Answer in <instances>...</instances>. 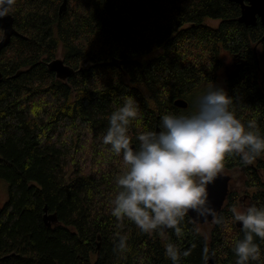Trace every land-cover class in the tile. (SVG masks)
Wrapping results in <instances>:
<instances>
[{
	"label": "trees",
	"instance_id": "1",
	"mask_svg": "<svg viewBox=\"0 0 264 264\" xmlns=\"http://www.w3.org/2000/svg\"><path fill=\"white\" fill-rule=\"evenodd\" d=\"M62 1L16 0L9 12L22 37L0 53V181L7 184L0 264H172L167 240L180 248L179 264H235L232 245L243 233L233 182L221 222L206 235L188 215L180 237L173 229L142 232L110 213L124 165L102 136L129 96L140 110L130 125L134 148L137 133L159 129L163 114L195 111L200 88L219 76L223 51L238 69L225 81L231 107L264 135V28L239 23L240 8L229 0H66L60 13ZM59 47L74 71L66 81L47 68ZM177 99L188 107H175ZM235 170L244 175L242 191L255 189L246 207L264 204V153L247 164L226 155L222 171ZM45 215L55 222L47 225ZM119 235L125 250L116 248ZM257 242L264 264V241Z\"/></svg>",
	"mask_w": 264,
	"mask_h": 264
},
{
	"label": "clouds",
	"instance_id": "2",
	"mask_svg": "<svg viewBox=\"0 0 264 264\" xmlns=\"http://www.w3.org/2000/svg\"><path fill=\"white\" fill-rule=\"evenodd\" d=\"M15 2L0 0V18L9 14ZM232 105L226 91L211 84L196 98L195 111L163 114L158 130L137 133L134 148L130 125L140 110L137 101L127 97L108 117L102 136L108 151L121 156L124 165L116 179L119 191L112 200L111 215L118 221L127 218L142 232L173 229L177 237L190 211L220 223L208 186L218 178L226 155L237 154L247 164L264 153V135L256 121L242 122ZM234 219L243 233L232 245L235 264H259L262 252L257 240L264 241V204H250L236 211ZM126 247L127 237L119 235L116 248ZM164 250L172 264H179L181 251L176 243L167 240ZM183 255H189V250Z\"/></svg>",
	"mask_w": 264,
	"mask_h": 264
},
{
	"label": "water",
	"instance_id": "3",
	"mask_svg": "<svg viewBox=\"0 0 264 264\" xmlns=\"http://www.w3.org/2000/svg\"><path fill=\"white\" fill-rule=\"evenodd\" d=\"M235 4H237L240 8V15L238 17V22L243 24L246 27L255 26L257 23H260L264 28V0H229ZM66 9V0L62 1V4L59 8V12H63ZM0 29L3 30L0 39V53L10 42L12 37H22L13 26V17L8 14L2 18H0ZM47 68L50 72L54 73L55 77L58 80L66 81L69 77L74 74V71L66 66L62 60L54 59L47 64ZM238 69H235L233 74L237 73ZM233 74L229 75L231 77ZM2 80V73L0 72V82ZM173 105L180 109H186L188 107V103L182 99H177L174 101ZM158 130V128H156ZM133 147V146H132ZM231 176L228 174L219 173L218 178L215 182L208 186L209 188V200L211 202V206L216 210V214H218L227 197H228V188L230 184ZM191 219L192 223L196 226L205 225L209 223H213L214 219L212 216H208L207 218L198 217L193 212H189L187 214ZM56 220L54 215H45L44 221L45 223L50 224L54 223ZM212 263L211 260H209Z\"/></svg>",
	"mask_w": 264,
	"mask_h": 264
},
{
	"label": "rangeland",
	"instance_id": "4",
	"mask_svg": "<svg viewBox=\"0 0 264 264\" xmlns=\"http://www.w3.org/2000/svg\"><path fill=\"white\" fill-rule=\"evenodd\" d=\"M205 23L210 26L215 28L218 25V21L210 20L207 19ZM55 59L63 60V51L61 47L58 48L57 54L55 56ZM220 59L222 60V68L219 71V76L216 79L215 82L209 83L207 85H204L200 88V91L197 93V96L195 97V102L196 98L199 97L200 95L204 94L207 89L210 87L211 84H213L217 88H221L225 90V81L229 75H231L234 71V62L231 59V57L228 55L227 52L223 51L220 54ZM194 110H196V106L194 107ZM223 172V171H222ZM221 172V173H222ZM223 174H228L231 176L230 182H233V187L236 191H239L238 201L237 205L235 208L236 211H241L246 207V204L249 202V196L255 192V189H248V190H243L244 189V175L240 173L239 170H235L234 172H226L224 171ZM233 179V180H232ZM230 187V184H229ZM229 190V188H228ZM7 200V184L3 181H0V206L5 203ZM213 223L205 224V225H200L199 231L206 235V232H208L212 228Z\"/></svg>",
	"mask_w": 264,
	"mask_h": 264
}]
</instances>
